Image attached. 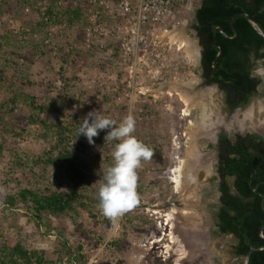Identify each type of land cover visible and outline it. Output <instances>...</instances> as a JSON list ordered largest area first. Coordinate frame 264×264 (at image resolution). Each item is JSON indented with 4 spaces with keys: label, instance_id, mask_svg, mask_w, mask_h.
Here are the masks:
<instances>
[{
    "label": "rangeland",
    "instance_id": "rangeland-1",
    "mask_svg": "<svg viewBox=\"0 0 264 264\" xmlns=\"http://www.w3.org/2000/svg\"><path fill=\"white\" fill-rule=\"evenodd\" d=\"M66 1L67 9L83 2ZM199 1L189 0L179 16L180 23L172 28L182 30L195 43L197 57L191 58L179 43H173L172 72L156 89L157 96L149 97L146 103L136 102L131 113L136 121L133 135L152 150L153 156L142 160L137 169L138 203L112 221L98 206V190L114 163L113 152L119 141L105 142L108 129L93 138L94 145L83 134L65 137L62 142L74 153L82 174L75 182L65 167L47 162L54 145L62 142L53 136V130L46 136L45 129L31 121L25 98L30 93L40 98L42 89H47L42 100H57L58 116L72 130L79 131L92 111L119 125L130 110L115 97L112 86L124 81L126 60L111 39L103 51L80 50L69 56L68 46L80 36L79 23L48 46L41 24L36 25L34 16L24 10L25 1L0 0V142L4 144L0 193L18 197L24 189L45 194L72 189L78 192L76 209L58 216L43 213L36 219L35 210L20 199L14 208L0 206V235L45 252L42 263L33 264H242L243 257L235 253L237 239L217 232L220 178L215 137L222 131L234 137L236 121L234 114L226 116L219 88L206 85L203 78L201 45L192 28V14ZM257 67H264V62ZM168 81L180 83L206 108L202 131L194 141L197 154L193 160L188 157L190 133L200 123L202 106L196 103L188 110L180 96L170 90ZM79 139L87 146L83 147ZM187 161L196 179L177 187L173 178ZM174 209L177 227L171 233L173 221H169L168 213ZM183 212H190L188 221L182 218ZM189 228L205 240L206 258L196 259L199 256L194 255V259H187L188 255L182 254L179 229Z\"/></svg>",
    "mask_w": 264,
    "mask_h": 264
},
{
    "label": "trees",
    "instance_id": "trees-1",
    "mask_svg": "<svg viewBox=\"0 0 264 264\" xmlns=\"http://www.w3.org/2000/svg\"><path fill=\"white\" fill-rule=\"evenodd\" d=\"M22 1L26 2L25 6L29 5L35 9V0ZM56 1L49 0V3L40 11L52 14ZM242 12H247L254 17L264 31V0H203L202 5L195 12L193 28L197 31L204 48L203 77L209 82H215L221 86L225 81L237 83L238 76L248 79L245 71L247 57L251 53L258 58L264 57V39L256 33L245 16L236 15ZM65 14L69 23L73 25L80 23L83 10L81 6H78L67 9ZM233 15H236L234 26L237 29V35L231 23ZM113 47L118 50L117 42H114ZM67 54L73 56L75 52L68 51ZM23 85L25 87L26 83ZM31 85L36 87L35 84ZM46 90L42 89L41 99L34 93H30L25 98L31 112V121L44 128L46 136L53 130V136L60 142L67 136L77 137L79 131L70 129L58 116V101L42 100ZM16 97L17 92L15 99ZM18 109V107L14 108V110ZM73 119L71 118L69 124H73ZM78 141L83 147L87 146V143H83L81 139ZM262 143L263 141L260 140L252 148L241 146L236 136L229 137L225 131H222L218 134L215 144L218 152L217 173L220 178L217 232L233 235L237 239L235 253L242 257L251 246H264V230H262L264 227V146ZM3 148L4 144L0 142V152ZM46 160L51 165L65 167L73 181L81 179L82 174L76 166L74 153L64 142L55 144ZM77 194L75 189L68 193L51 192L50 194L24 189L18 194L19 198L13 195L3 196L0 193V206L14 208L17 200L20 199L28 204L29 208L32 207L35 210L36 219H41L43 213L58 216L74 211ZM44 253L31 250L9 236L0 235V264L42 263ZM249 264H264V249L254 252Z\"/></svg>",
    "mask_w": 264,
    "mask_h": 264
},
{
    "label": "built area",
    "instance_id": "built-area-1",
    "mask_svg": "<svg viewBox=\"0 0 264 264\" xmlns=\"http://www.w3.org/2000/svg\"><path fill=\"white\" fill-rule=\"evenodd\" d=\"M189 0H83L80 36L68 46V51H103L115 40L118 51L126 60V77L114 83L112 91L124 101L132 113L136 102L146 103L156 97L158 86L164 84L172 72L171 48L173 43L165 35L180 23ZM49 0H35V9L24 10L41 24L44 43L52 45L58 35H67L71 24L65 14L66 0H57L54 12L40 11ZM60 9V12H57ZM139 111L142 113L143 108Z\"/></svg>",
    "mask_w": 264,
    "mask_h": 264
},
{
    "label": "clouds",
    "instance_id": "clouds-1",
    "mask_svg": "<svg viewBox=\"0 0 264 264\" xmlns=\"http://www.w3.org/2000/svg\"><path fill=\"white\" fill-rule=\"evenodd\" d=\"M255 71L258 76H264V67H257ZM135 126L136 121L131 113L117 125L98 111H92L83 119L79 128V136H86L89 144L94 145L93 138L105 129L109 130L104 137L105 142L119 141L113 152L114 163L104 174L105 182L98 190V206L103 216L112 221L138 203L137 169L142 160H149L153 156L152 150L133 135Z\"/></svg>",
    "mask_w": 264,
    "mask_h": 264
},
{
    "label": "flooded vegetation",
    "instance_id": "flooded-vegetation-1",
    "mask_svg": "<svg viewBox=\"0 0 264 264\" xmlns=\"http://www.w3.org/2000/svg\"><path fill=\"white\" fill-rule=\"evenodd\" d=\"M202 3L203 0H200L197 8ZM197 8L192 14V28L195 23V12ZM195 33L198 36L196 30ZM200 45V67L203 74L202 58L204 48L201 42ZM261 62H264V57L258 58L254 53H251L245 63V71L248 79L238 76L239 83L225 81L220 86L218 83L209 82L207 78L203 77L206 85H216L221 91L223 96V109L226 116L235 115L236 130L234 136L239 139L241 146L249 148L258 144L260 140L263 141L262 145L264 146V76H258L255 71Z\"/></svg>",
    "mask_w": 264,
    "mask_h": 264
},
{
    "label": "bare ground",
    "instance_id": "bare-ground-1",
    "mask_svg": "<svg viewBox=\"0 0 264 264\" xmlns=\"http://www.w3.org/2000/svg\"><path fill=\"white\" fill-rule=\"evenodd\" d=\"M165 35L170 38L172 43H179L180 47L184 48V50L188 56H190L191 58L197 57V49H196L195 43L192 42L189 39V37L186 36L182 32V30L175 28L173 30L166 32ZM167 85L170 88V90L171 89L174 90L180 96L182 101H184L186 107H188V110L193 108L195 105L199 104V102L195 101L194 97L188 91H186V88L184 86H182L180 83L168 81ZM196 103H198V104H196ZM199 105L202 106L201 108H202L203 113L200 112L201 113V115H200L201 120H200L199 125L195 124L196 126H194V127L192 126L193 128H192L191 133H190L191 134V141H190L189 146H188V157L190 160H193L197 154V152H196L197 149L195 148V142L194 141L196 140L198 131L199 130L202 131L200 125H201V122L202 123L204 122L205 115H206V112H205L206 108L203 109V104H199ZM177 172H178V174L176 173L177 175L173 178L177 187H179V185H181V183H184V181L190 182V180L192 178L196 179V177H193L194 175L190 169V161L189 162L187 161V162L183 163V165L178 167ZM176 214H177L176 209L172 210L171 213H168L169 221H170V219L173 221L172 226H171V229L173 231L171 233H173V232L175 233L174 229L177 227V225L175 224ZM189 214H190V212H185V213L183 212L184 216H182V218L184 217V220H187V217H189ZM168 223H170V222H168ZM168 223H166V224H168ZM178 227L184 228V225H181V226L178 225ZM179 231L182 234L181 238H180L182 246H183L182 247L183 251H181L182 254L183 255L186 254V256L188 255L187 259H194V255L199 256L196 259L206 258V254H205L206 249H205V245H204L205 240L203 238H200L197 234L191 233L190 228L188 229V231H186L185 229H179Z\"/></svg>",
    "mask_w": 264,
    "mask_h": 264
},
{
    "label": "water",
    "instance_id": "water-1",
    "mask_svg": "<svg viewBox=\"0 0 264 264\" xmlns=\"http://www.w3.org/2000/svg\"><path fill=\"white\" fill-rule=\"evenodd\" d=\"M236 15H241V16H245L247 19H248V21H249V23L251 24V26L253 27V29L256 31V33L260 36V37H262L263 39H264V31H263V29L260 27V25L258 24V22H257V20L254 18V17H252L249 13H247V12H242V13H238V14H236ZM236 15H233L232 17H231V23H232V25L234 26V17L236 16ZM234 30H235V33H236V35H237V29H236V27L234 26ZM227 36V35H226ZM228 37V36H227ZM215 140H217V138L215 137ZM262 230H264V227H263V229ZM264 249V246L263 247H254V246H251V248H250V250L243 256V259H242V264H249V260H250V258H251V255L254 253V252H256V251H260V250H263Z\"/></svg>",
    "mask_w": 264,
    "mask_h": 264
}]
</instances>
